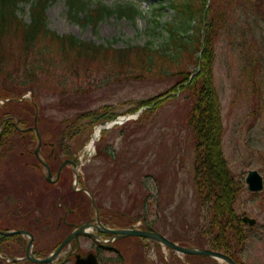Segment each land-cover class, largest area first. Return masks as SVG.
<instances>
[{
    "label": "rangeland",
    "instance_id": "374dc122",
    "mask_svg": "<svg viewBox=\"0 0 264 264\" xmlns=\"http://www.w3.org/2000/svg\"><path fill=\"white\" fill-rule=\"evenodd\" d=\"M32 1L19 5V16L26 22L30 21ZM173 1L103 0L110 6L133 3L140 12L133 19L120 18L117 14L106 16L97 28L72 19L67 0L52 1L48 25L53 31L71 33L96 43H112L116 48L130 46L137 50L147 45L151 48L148 54L154 59L152 65L142 56L141 50L134 51L130 63L119 69L76 60L73 56L64 62L56 42L48 37L42 47H50L47 51L50 55H47L44 70L37 71V81L32 88L9 84L0 73V94L9 92L14 99L25 97L36 105L34 114L23 108L30 113L27 114V125L34 126L36 121L43 141L49 145L58 142L64 121L78 112L99 111L106 107L105 110L120 113V117L131 118L103 130L92 153L88 144L99 124L83 121L81 133L69 140L81 163L80 177L89 180V189L96 193L103 210L113 213L110 222L117 227L144 224L141 219L144 216L155 229L165 232L169 238L179 239L180 244L210 248L212 235L200 239L202 235L199 234L200 229H209V214L194 211V206H198V203L194 204L193 180L196 152L192 134L184 123V115L191 104L189 92H177L174 99H168L163 106L141 118L136 112H129L138 101L174 89L178 82L195 74L200 68L198 57L209 41L214 54V84L220 98L223 157L235 180L241 181L237 210L254 228L249 232L240 262L264 264V188L252 192L246 180L253 170L259 171L264 179V0H193L194 7L206 5L213 30L203 34L204 41L200 46H191L190 51L183 50L180 56H177L178 47L168 33V27L176 21L171 6ZM21 41L20 36L7 39L6 51L13 63L22 62L24 58ZM50 61L55 62L57 68L49 64ZM24 74L22 69L20 77ZM74 85L82 86L83 90L76 92L71 88ZM4 100L0 95V114ZM29 137L16 138L14 154H7L5 149L0 152L4 155L0 173L5 172L0 176L5 179L7 189L18 186L13 181L16 174L12 171L17 170V177L24 179L26 171L34 170L28 164L34 159L30 154L36 149L38 139ZM51 150L49 146L45 152ZM19 153L26 156L17 158ZM58 155L63 157V154ZM66 170L69 171L64 175L67 179L72 176L73 184L74 169L71 166ZM37 172L32 187L37 184L36 195L48 201L49 190L43 189L47 185L43 179L46 170L41 168ZM51 194L55 197L56 191L51 189ZM156 194L159 195L158 202L154 201ZM51 240L49 234L40 236L37 249L43 254L49 252L56 237ZM25 245L26 241L20 243L21 248L18 243L7 242L1 254L9 259L23 257ZM89 245L85 241L86 250L90 249ZM117 245L118 255L114 252L103 254L106 259H113L108 260V264H228L210 256L207 259L188 258L151 239L126 238ZM69 249L70 246L65 248L60 258ZM0 264L9 263L0 258Z\"/></svg>",
    "mask_w": 264,
    "mask_h": 264
},
{
    "label": "trees",
    "instance_id": "16d2710c",
    "mask_svg": "<svg viewBox=\"0 0 264 264\" xmlns=\"http://www.w3.org/2000/svg\"><path fill=\"white\" fill-rule=\"evenodd\" d=\"M30 1L0 0V73L9 84L21 86L24 89L32 88L33 83L37 81L35 79L37 71L44 70V66L47 64L46 58L50 53L47 51L48 49L50 51V47H42V44L48 37L56 42L55 45L58 47L63 61L73 56L76 60L83 59L91 63H103L112 69L115 67L119 69L130 63L134 51L141 50L142 56L148 58V63L152 65L154 59L149 56L151 48L147 45L138 47L137 50L130 46L116 48L112 43L107 45L96 43L83 40L71 33L59 34L53 31L48 25V9L54 0L32 1L30 21L26 22L19 16L18 10L20 3ZM193 3V0H175L171 3L176 21L171 27H168V33L170 39L178 47L177 56H180L183 50L190 51L191 46H200L204 41L203 34H208L210 31L212 33L213 30L212 22L208 20L205 11L206 5L194 7ZM67 6L72 19L85 26L91 24L93 28H97L106 16L117 14L120 18L133 19L140 12L133 3L110 6L103 0H67ZM15 36H20L22 40L21 53L24 57L22 62L18 63L12 62L5 46L7 39ZM213 57L211 43L208 41L201 56L198 57L199 72L195 73V70V74L185 77L178 82L174 89L138 101L129 112H137L145 108L139 117L141 118L163 106L168 99H174L177 92H189L191 104L184 115V123L192 134V143L196 152L193 180L195 183L194 204L198 203V206H194V211L208 212L210 217L209 229H200L199 234L202 235L200 239L205 238L208 234V238L212 235L209 238L211 249L220 250L240 262V254L250 237L249 232L254 228L244 221L243 216L237 210L236 202L240 195L241 181L235 180L223 157L220 143L222 132L220 98L214 84ZM32 58H34V62H31ZM55 62L59 64L56 59ZM55 62L50 61L49 64L55 65L57 68ZM22 69L25 71L23 78L20 77ZM64 79L65 81L69 80V78ZM71 88H75L76 92L83 90L82 86L74 85ZM8 93L0 94L1 98L7 100L1 106L0 152L5 149L6 153L8 151L7 154L14 152L16 138L23 139L29 136L32 139L37 138L33 126L27 125V114L30 113L23 109L26 107V110L28 109L34 114L36 105L28 99H14ZM105 109L106 107H101L99 111L78 112L64 121L65 126L62 127L63 132L59 135L58 142L52 144L54 154L59 153L66 157L75 155L69 140L81 133L84 120L91 125L105 124L120 115L114 110ZM48 147L49 143H45L41 153L49 154L45 152ZM31 154H34V151ZM35 161L38 162V160ZM37 169L41 168L37 166ZM158 197L159 195L156 194L154 201L158 202ZM143 205L146 206V202ZM141 219L146 225L149 224L146 217L143 216ZM150 225L154 224L150 223ZM163 234L166 233L163 232ZM171 239L179 241L174 237ZM186 256L199 259L210 258L207 255Z\"/></svg>",
    "mask_w": 264,
    "mask_h": 264
},
{
    "label": "flooded vegetation",
    "instance_id": "af4514ba",
    "mask_svg": "<svg viewBox=\"0 0 264 264\" xmlns=\"http://www.w3.org/2000/svg\"><path fill=\"white\" fill-rule=\"evenodd\" d=\"M22 155L23 157L26 156L20 154L16 157L18 158ZM31 157L38 158L37 155H31ZM59 157L60 155L50 152L42 156V161L40 160V163H36L34 159H31L32 161L29 162L28 165L33 167L34 170L26 171L25 180L21 179V177H17V170L12 171L16 174L13 181L15 184L17 183V187L14 186L7 189L6 187L8 186L5 185V179L0 176V253L5 251L4 245L7 242L13 241V243H18V247L21 248L20 243L26 241L25 255L23 257L13 256L9 259L1 254L0 258H2L4 262L9 264L34 263L27 257V245L30 240L29 235L3 234V232L15 229L24 230L32 234L33 252L36 256L40 257L50 255V253L65 239L76 233V235L64 246L62 252L65 248L70 246V249L64 257L60 258L59 256L55 262L49 264H65L71 261L77 264L78 260L93 259H96L100 264H108L107 261H113V259H106L103 256L104 253L114 252V254L117 255L120 253L117 243L122 239H119L115 233L108 231V229L117 228L116 224L110 222L113 213H106L99 201L96 200L94 202L91 198H88L85 189H89V180H87L86 177H80V175L77 178L75 176L73 184L72 176L71 179H67L64 174L69 170L66 169L71 168V166L73 167L75 164L73 165L70 163L59 172L64 160H74L72 157ZM2 158H4V155L1 154L0 161ZM45 163L49 165V173H51L52 179L48 181L47 175L43 174V179L47 184L43 189L49 190L48 201L44 198L41 200V197L36 195L37 184L35 187H32L35 176L37 177V174H39V172H37V166H43L44 169H46ZM16 166L20 165L16 164ZM73 172L75 171L73 170ZM1 174H5V172L2 173L1 171L0 175ZM20 174L19 172L18 175ZM77 185L80 186V188L75 189ZM51 189L56 191L55 197L51 194ZM11 216L12 219H10ZM81 227H83L84 230L81 231ZM48 234L49 240L56 237V242L49 252L43 254L37 249V240L40 236H48ZM85 241H88L90 244V249L88 250L85 248Z\"/></svg>",
    "mask_w": 264,
    "mask_h": 264
},
{
    "label": "water",
    "instance_id": "95a60500",
    "mask_svg": "<svg viewBox=\"0 0 264 264\" xmlns=\"http://www.w3.org/2000/svg\"><path fill=\"white\" fill-rule=\"evenodd\" d=\"M141 111H139L137 114H139ZM129 119V118H128ZM127 120V117L123 118H118L115 121L109 122L108 124L102 126V129H107L112 127L114 124L118 123H123V121ZM37 134L39 137V145L35 150V153L38 155L39 154V149L42 144V137L40 132L37 130ZM69 160L63 162L62 167L63 168ZM61 171V169H60ZM59 171V172H60ZM50 179V176L48 177V180ZM51 180V179H50ZM247 182L249 185V188L253 192H258L263 189L264 187V181L262 175L257 171L253 170L248 178ZM82 231V229H81ZM108 231L117 234V236L120 237H127V236H139V237H144L148 239H152L178 253L182 254H190V255H207L211 256L215 259L223 260L226 261L229 264H241L235 261L232 257H230L228 254L218 251V250H213L209 248H203V247H191V246H185L182 244H179L172 239L168 238L167 236L163 235L159 231L155 230L154 228L150 227L149 229H137V228H120V229H108ZM27 234L30 237V241L27 245V257L33 262L36 263H48V262H54V260L59 256L61 250L63 247L70 241V239L74 236L71 235L67 239H65L55 250L54 252L44 258H38L34 255L33 252V236L27 231L24 230H15V231H10L7 232V235H12V234ZM76 234V233H75ZM77 264H99L96 259L93 260H78Z\"/></svg>",
    "mask_w": 264,
    "mask_h": 264
},
{
    "label": "bare ground",
    "instance_id": "6f19581e",
    "mask_svg": "<svg viewBox=\"0 0 264 264\" xmlns=\"http://www.w3.org/2000/svg\"><path fill=\"white\" fill-rule=\"evenodd\" d=\"M102 128L101 126H97L94 130V133L92 135V138L88 144V150L92 153L96 144V141L101 136Z\"/></svg>",
    "mask_w": 264,
    "mask_h": 264
}]
</instances>
